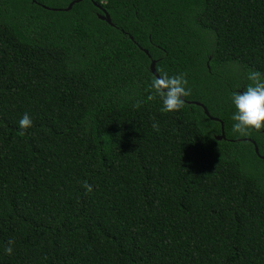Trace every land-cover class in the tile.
Returning a JSON list of instances; mask_svg holds the SVG:
<instances>
[{
  "label": "trees",
  "instance_id": "1",
  "mask_svg": "<svg viewBox=\"0 0 264 264\" xmlns=\"http://www.w3.org/2000/svg\"><path fill=\"white\" fill-rule=\"evenodd\" d=\"M73 1L0 0V264H264V0Z\"/></svg>",
  "mask_w": 264,
  "mask_h": 264
},
{
  "label": "water",
  "instance_id": "2",
  "mask_svg": "<svg viewBox=\"0 0 264 264\" xmlns=\"http://www.w3.org/2000/svg\"><path fill=\"white\" fill-rule=\"evenodd\" d=\"M82 1H83V0H74L73 2H71V3L69 4V6H68L64 11H69V10L72 8V6H73L74 4H77V3L82 2ZM31 2H32V3H35V0H31ZM97 7H98V6H97ZM98 8H99V7H98ZM101 11H102L103 15H99L98 18H99L100 20H102V21H104V22H106L107 24H109V25L112 26L109 15H108L103 9H102ZM144 53H145L146 55H148L147 51H144ZM149 68H150V72H151V74L156 78V80H157V82H158V85H159L160 89H161L162 91H164V90L162 89V85H161L160 78L158 77L157 73L155 72V62H154V61H152V62L150 63V67H149ZM175 93L177 94V96L179 97L180 100H183L182 96H180V94H179L178 92H175ZM196 105L200 106V107L203 109L204 114H205L207 117L210 118V116H209L207 110H206L202 105H200V104H198V103H196ZM210 119L215 120V121H218V120L213 119V118H210ZM261 120H262V122H263L262 134L264 135V116L261 117ZM220 124H221V131H220L221 133H220L219 136L216 137V140H218V141L225 139V136H224V126H223V124H222L221 122H220ZM239 141H242V140H239ZM247 141H249L250 143H252V145L254 146V151H255L256 155H257L260 159H264V156H260V155H259V153H258V148H257V146L255 145V143H254L253 141H251V140H247Z\"/></svg>",
  "mask_w": 264,
  "mask_h": 264
},
{
  "label": "flooded vegetation",
  "instance_id": "3",
  "mask_svg": "<svg viewBox=\"0 0 264 264\" xmlns=\"http://www.w3.org/2000/svg\"><path fill=\"white\" fill-rule=\"evenodd\" d=\"M262 131V130H261Z\"/></svg>",
  "mask_w": 264,
  "mask_h": 264
},
{
  "label": "rangeland",
  "instance_id": "4",
  "mask_svg": "<svg viewBox=\"0 0 264 264\" xmlns=\"http://www.w3.org/2000/svg\"><path fill=\"white\" fill-rule=\"evenodd\" d=\"M263 129V128H262Z\"/></svg>",
  "mask_w": 264,
  "mask_h": 264
}]
</instances>
